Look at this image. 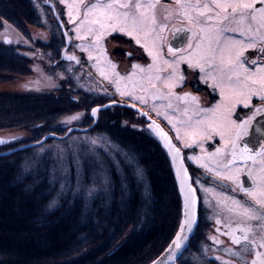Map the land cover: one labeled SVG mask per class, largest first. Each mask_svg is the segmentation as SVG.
Here are the masks:
<instances>
[{"label": "trees", "instance_id": "1", "mask_svg": "<svg viewBox=\"0 0 264 264\" xmlns=\"http://www.w3.org/2000/svg\"><path fill=\"white\" fill-rule=\"evenodd\" d=\"M37 1L43 2L0 0V28L6 22L27 37V25L45 27ZM49 1L68 30L61 0ZM54 18L53 37L36 48L62 61L66 39ZM31 61L21 44L0 42V78L25 72ZM59 92L0 93V130L24 127L31 131L26 143L50 133L64 136V116L112 101ZM136 115L132 108L112 106L100 111L88 131L0 156V264H149L166 249L179 226L181 196L167 153L149 128L132 125ZM74 135H94L102 144L84 140L71 147L67 141ZM13 140L0 151L19 145ZM199 227L178 264H191L190 251L199 254Z\"/></svg>", "mask_w": 264, "mask_h": 264}, {"label": "snow or ice", "instance_id": "2", "mask_svg": "<svg viewBox=\"0 0 264 264\" xmlns=\"http://www.w3.org/2000/svg\"><path fill=\"white\" fill-rule=\"evenodd\" d=\"M64 0H61L63 3ZM160 0H97L96 3L91 5H84L86 8L85 19L81 21V26L88 24V33L94 36L95 45L100 51H104L101 47L103 38L109 32H123L129 37H132L135 44L142 45L144 50L148 53V56L152 58V63L143 67L139 64H133V71L129 74V79L136 75L137 70L142 73H147L145 79L152 88L156 87V82L161 81L159 72L163 70L161 65L167 66L173 69V72L169 74V79L164 80L163 83L171 89L175 86L172 82L174 73L177 71V66L187 61L190 67H195L200 70L204 75L201 79H210L215 87L220 88L221 96L225 97L224 107L227 111H231L232 107L237 104H243L247 106L251 97L259 95L261 99H264V65H261L253 71L251 68L245 66L244 60L241 57L247 49H255L258 45H264V0H209L208 3H202L201 0H196L195 3H191L190 0H175V5L179 8V13L176 18L186 19L189 25L199 30L200 38L193 48L192 44H188L190 51L184 52L182 47L168 46V52L175 53L182 52L183 54L177 56L174 60L164 59L163 47L166 40L165 30L168 28L166 23H160L157 19L156 8ZM83 4V0H74V3L69 5L68 15L70 20L73 16V8L76 9V15L80 14L79 5ZM257 4L260 6L257 7ZM195 12L197 15H192ZM214 13V15L210 14ZM169 12L165 16V20L171 16ZM91 17V19H88ZM204 21H216V23H203ZM252 22H255L253 24ZM95 25L96 27H92ZM182 29L175 28L174 32L179 33ZM227 33H239L240 38H236ZM78 38L80 37L79 27L76 29ZM193 36L198 35L196 31L192 32ZM260 53H264V46L259 48ZM131 55V53H127ZM69 60L75 59L74 56H69ZM253 65H256L257 61L254 59L251 61ZM115 64H112V68L115 69ZM155 70V75H153ZM101 75L104 76V71H101ZM118 78L117 90L121 95H125V91L121 90L119 81L124 80L125 77L120 76L119 73L115 74ZM183 79V77H179ZM141 90L145 89L141 86ZM132 95L131 92L127 93ZM190 94L185 93V97ZM156 98L153 93V99ZM135 99L146 103L144 96H135ZM193 100L196 97H192ZM220 105H217L219 108ZM95 114L96 109L92 110ZM257 112L260 109L256 110ZM255 115V114H254ZM77 116L70 117L69 119H77ZM169 123H173L171 118L166 117ZM253 117H249L247 120H242L239 123L236 121H228L224 126L229 133L228 138H225V132H220L221 140H224L225 147L217 148L215 153L210 156H224L225 152L230 150L231 159L227 160V163L223 167L227 170L226 173H217L224 178L238 182L239 180V168H232L230 165H234L237 159L253 160L255 163V157L248 155L252 151L248 147V143H245L243 148H240L238 141L242 136L249 134L248 126L251 123ZM197 125L193 126L187 122H184V132L181 133V128L176 127V137L178 140L184 142V146L187 147V140L191 139L195 141L197 138H210V133L207 128ZM149 128L154 130L157 135L164 141L165 146L172 154L173 162L180 160V149L175 147L171 143L170 137L158 125H149ZM214 131H218V128H214ZM0 143H4L0 140ZM261 157V171L258 177L255 178L257 183L251 189H243L248 196L255 202V205H260L261 209H257L255 206L243 207L241 213L242 216L248 220H264V140H260V151L257 153ZM198 159V158H193ZM137 174L143 175L141 169L137 167ZM176 175L180 179V188L184 193V208L185 219L181 227V234H178L173 244L176 249L181 247L182 241L186 239L183 235L185 226L188 231H192L193 225L197 222L196 204L197 197L195 196L196 189L188 184L189 176L187 170L184 168L182 161L177 164ZM252 172H249V176ZM234 203H237L234 201ZM233 209H229L232 211ZM217 223H220L217 219ZM261 232L264 233V224L258 225ZM245 235L243 239L248 241L247 233L250 228L241 229ZM219 231V229H217ZM226 235H232L233 242L240 244L241 238L233 235L231 232L225 233ZM215 239V237H212ZM253 246L256 245V240L249 241ZM260 247L264 248V235L260 238ZM239 255V253H234ZM251 264H264V252L255 251V257L252 259Z\"/></svg>", "mask_w": 264, "mask_h": 264}, {"label": "rangeland", "instance_id": "3", "mask_svg": "<svg viewBox=\"0 0 264 264\" xmlns=\"http://www.w3.org/2000/svg\"><path fill=\"white\" fill-rule=\"evenodd\" d=\"M96 2L97 0H83V4L79 5L80 14L76 15V9L73 8V16L71 20L68 15V6L73 4L74 0H64L62 3L66 14V23L68 27L67 31L71 37V44L66 46L67 41L65 40L66 45L61 48L60 53L62 55V51L66 49L67 54L75 56V59L73 60L64 59L59 61L53 52H41L36 48L38 42L49 43L53 37L52 29H56L54 24V15L50 14L48 9L44 7L46 6L44 4V0L43 2L37 1V5L46 25L42 28L27 25V37L22 36L10 24L3 22V26L0 28V42L16 45L21 44L23 52L27 54L32 61L25 72L17 73L12 76L4 75V78H0V93L60 94L59 90H63V93L65 92L68 97H74L75 99H82L87 93L86 95L89 94L88 97H91V99H94V96H102L108 97V99L110 98L112 101L116 102L134 103V105L138 106L140 109H144V111H146L153 119L156 121L159 120L158 122L161 125L163 124L166 128H170L174 140L178 142L179 146L185 151L186 157L188 156L191 162L196 163L198 159L193 158H197L199 156H197L194 152L187 155V152L188 150L191 151L190 148L197 147V141L201 140V138H197L195 141L191 139L187 140L188 146L185 147L184 142L177 139L173 123H175L176 127L181 128L182 135L184 132V122L193 126L197 125V122H200L199 126L207 128L210 134L214 131V128L219 129L217 132L223 131L226 134L227 131L224 126L228 121H236V118H233L232 115L238 104L232 107L229 112L224 107L225 97H222L221 100H217V102L210 105L207 104V97L198 94V92L194 89L190 90L188 85H184L186 80L185 77L190 76L194 69L189 65L185 67L187 69H183V65L185 63L188 64L187 61H183L177 66V71L174 73L172 78V82L175 86L171 89H169L163 81L169 79V74L173 72V69L164 65L160 66L163 68V70L158 73L161 77V81L156 82L155 88H152L147 83V80L145 79L147 75L146 72L142 73L137 70L136 75L129 79V74L133 71V64H139L146 68L147 65L152 63V58L148 56V53L144 50V48H142V50L130 49L128 46L126 47L122 43H118L119 41L116 39H111L110 36L114 34L112 32H109L101 42V47L104 49L103 52L96 47L95 40L90 42V39H92V37L94 38V36L88 33L89 25L85 24L81 26V21L85 19L86 8L84 5H91ZM104 2L106 3L107 0H104ZM160 2L161 3H159L156 8L158 22L166 23L169 26L172 21H183L182 17L176 18L180 11L176 5L173 9L172 5H168V3L163 1ZM208 2L209 0H203L202 3ZM169 12H171L172 15L165 20V16L168 15ZM191 14L194 16L197 15L195 12H192ZM210 14L214 15V13ZM88 19H91V17ZM202 22L215 23L214 20L204 21L203 18ZM78 27L80 29V37L82 38L77 37L76 29ZM92 27L95 28L96 26L93 25ZM167 29L165 30V36H167ZM56 35H59L58 32ZM6 37H9L11 42L6 41ZM198 40L194 43L193 48H195ZM165 45L166 43L163 47L164 59L171 61L177 56L183 54L182 52H177L175 55L173 53H169L168 47ZM124 49L126 51H124ZM127 53H131V55H127ZM112 64H115V69L112 68ZM101 71H104V76L101 75ZM253 71L255 70L253 69ZM116 73L125 77L124 80L119 81L120 88L125 91V95H121L120 91L117 90L116 81L118 78L115 75ZM155 74V70H153V75ZM179 77H183V79H179ZM141 86L145 89L144 91L141 90ZM128 92H131L132 95H128ZM153 93L156 95L155 99H153ZM185 93H189L190 95L185 97ZM137 95L144 96L147 102L143 103L136 100L135 96ZM192 97H196V99L193 100ZM217 105H220V107L217 108ZM95 107H93L92 110ZM92 110H80L73 114H68L63 117L62 125L65 126L64 128H68V130L73 126H77L80 122H82V124H87L91 121L92 125L94 123ZM136 113L138 115L133 116L132 125L136 127L145 126L146 128H149V123L144 122V120L142 121L139 117L142 115L137 111ZM87 115L91 117L90 120L86 119ZM73 116H77L78 118L74 120L69 119ZM166 117L171 118L173 123H169V120ZM0 137L14 138L12 143H19V145H23L27 141L31 140V131L25 129L24 127L3 129L0 130ZM84 140H86L85 142H89L93 145H96L95 143L102 144V139L94 135H74L68 138L67 144L74 147ZM62 146L63 145L61 144H54L50 147L59 150ZM5 148L7 147H3V149ZM40 150H42V148ZM206 153L207 152L205 151V155H208V153ZM212 153L213 152L210 154ZM219 157L220 156H217L215 159V167L218 165L219 168L226 170L223 167V165L227 163L226 159L221 160ZM230 167L236 168L235 165H230ZM255 171L260 172L261 167ZM236 211L239 212L238 207L236 208ZM199 229L200 228H198V232ZM225 243L227 246L232 245H228L227 241ZM187 259L191 264H215L214 262L209 263L207 258L201 254H197V252L195 253V251H190ZM231 262L239 264L236 261ZM243 262H245L244 259H242V264H244Z\"/></svg>", "mask_w": 264, "mask_h": 264}, {"label": "flooded vegetation", "instance_id": "4", "mask_svg": "<svg viewBox=\"0 0 264 264\" xmlns=\"http://www.w3.org/2000/svg\"><path fill=\"white\" fill-rule=\"evenodd\" d=\"M160 1L168 3V5H172V8H175V0ZM190 2L195 3L196 0H190ZM201 2H203V0H201ZM259 6L260 5L257 4V7ZM252 23L255 24V22ZM175 28H180L182 31L175 33ZM193 31H196L198 35L193 36ZM112 33L114 34L110 36L111 39H116L119 41L118 43H122L130 49L142 50V45L135 44L134 39L125 33L119 31ZM166 34L165 46L168 47L171 45L173 47H182L184 52L190 50L188 48L189 43L194 46V43L200 38L199 30L193 28L192 25H189L186 19H183L182 22L172 21L168 26ZM227 34L240 38L239 33ZM90 40V42H93L94 38L92 37ZM172 43L176 45H173ZM261 46L264 45H258L257 48H250L244 52L241 59L244 60L246 67L255 70L257 67L264 65V53L259 52ZM124 51L126 50L124 49ZM254 59L257 61L256 65L251 63ZM187 66L188 64L185 63L183 69H187L185 68ZM193 68L194 69L191 72L192 74L185 77L186 80L190 81L185 80L184 85H188L190 90L194 89L198 94L207 97V104L211 105L217 102V100H221L222 96L219 87H215L210 79H201L204 74L201 73L198 68ZM257 109H260V111L257 112ZM232 117L236 118L238 123L242 120H247L249 117H253L248 126L249 134L247 136H242L240 141H238V144L240 148H243L244 144L248 143V147L252 149L248 155L255 157V163L251 159H237L234 165L236 168L240 169V172L239 180L238 182H235L224 178L222 175H217V173H226L227 170L219 168L218 165L215 167L214 163H216L215 159L217 156H210V153H215L217 148L225 147L224 140H221L220 138V131L211 132L210 138H201V140L197 141V147H189L191 151L188 150L187 155L194 152L199 156L197 157L198 160L196 163H193L190 160L187 161L191 169H196H190L192 183L195 186L199 197L198 224H200V229L197 234L196 243L199 254L215 264H235L231 261H236L239 264H242V259L245 260V262H243L244 264H251L252 259L255 257V251L264 252V248L259 246L260 238L264 233L261 232V229L258 226L264 224V220H248L241 215L243 211L241 206H255L257 209H261V206L255 205V202L243 189L253 188L255 183L258 182L255 178L260 174V172L255 170L261 167V157L258 156L257 153L260 151V140H264V99H261L259 95L252 96L247 106L240 104L237 105L236 109L233 111ZM165 129L171 132L170 128L165 127ZM171 136L173 137V135ZM228 136L229 133L227 132L225 138L227 139ZM175 143L179 146L178 142L175 141ZM179 148L181 147L179 146ZM181 150L185 152L182 148ZM205 151L208 155H205ZM219 158L221 160L226 159V161L230 160V150L225 152L224 156H220ZM187 159H189L188 156L186 157V160ZM250 171L252 172L251 176H249ZM234 201L238 202V204L234 203ZM237 207L239 208V212L236 211ZM229 209L233 210L229 211ZM217 219H219L220 223H217ZM246 227L250 228V231L247 233L248 241L243 239L245 233L241 230ZM217 229H219V231H217ZM228 232L240 237V244L233 242L232 235L225 234ZM212 237H215V239H212ZM253 239L257 242L255 246L249 243V241ZM226 241L228 245H232L227 246L225 243ZM234 253H239V255Z\"/></svg>", "mask_w": 264, "mask_h": 264}, {"label": "water", "instance_id": "5", "mask_svg": "<svg viewBox=\"0 0 264 264\" xmlns=\"http://www.w3.org/2000/svg\"><path fill=\"white\" fill-rule=\"evenodd\" d=\"M45 4L52 9V11H53V13H54V15L56 17V20L58 21V23H59V25H60L63 33H64V36L66 38V41H67V45L66 46H69L71 44V37H70V35H69V33H68L67 29H66V26H65L63 20L58 15L55 5L49 0H45ZM6 41L11 42V39L9 37H6ZM172 44L176 45L174 43H172ZM69 56H72V55L67 54L66 53V49H64L62 51L61 58L62 59H68ZM116 105L125 106V107H129V108L134 109L135 111H137L139 114H141L143 117L146 118V120L149 122V125H151V124H153V122H155V125H158L160 129H162L165 133H167V135L171 139V143L173 145H175V147L179 148V146L175 143V141H174L173 137L171 136V134L158 121L153 119L146 111H143L138 106L133 105L131 103L112 101V102H108V103H106L104 105L96 106L94 108V109H96L95 114L92 112V116L94 117V123L92 125H90L89 127H83L82 128V127H79V126H73V127H71L68 130V132L64 136H60V135H57V134H54V133H50V134H47L46 136H44L41 140H39L37 142L26 143V144H23V145H18L16 147H14L12 149H9V150H6V151H0V156L8 155V154L14 153V152L22 150V149L38 146V145L44 143L45 141H47L49 138H58V139L66 138L73 131H81V132L88 131V130L92 129L97 124L100 111L108 109V108H110L112 106H116ZM149 130H151L152 133L157 137V139L160 142L161 146L163 147V149L165 150V152L168 155V158L170 160V163H171V166H172V169H173L174 176L176 178V183H177L178 191L180 193L181 202H182L181 218H180L178 229H177L174 237L172 238L171 242L166 247V249L156 259H154L149 264H178V259L182 256L184 251L189 246V242H190L191 238L193 237V235L195 234L197 226H198L199 197H198V194H197V191H196L195 192V196L197 197V204H196L197 222H196V224L193 225L192 231H188L186 226H185V231L183 232V235L186 237V239H184L182 241L181 247L179 249H176L174 244H173V241L176 239L178 234H181V227H182L184 219H185V216H184V213H185L184 193L181 191V188H180V179L176 175L177 164H179L181 161H182V163L184 165V168L187 170V173H188V176H189L188 184H190L193 188H195V187L192 184L191 175H190L189 170L187 169V166L185 164V160H184V157H183V151L181 150V148H179L180 149V157H181V159L177 160L176 162H173L172 154L169 152L168 148L165 146L164 141L159 137V135L156 134V132L154 130H152L150 128H149ZM0 140L4 141V143H0V146H3V145L8 144L9 142H11L13 140V138L0 137Z\"/></svg>", "mask_w": 264, "mask_h": 264}, {"label": "bare ground", "instance_id": "6", "mask_svg": "<svg viewBox=\"0 0 264 264\" xmlns=\"http://www.w3.org/2000/svg\"><path fill=\"white\" fill-rule=\"evenodd\" d=\"M225 128V127H224ZM183 157H184V160H185V164H186V166H187V169L189 170V173H190V175H191V172H190V169L188 168V163H187V161L189 160V159H187L186 160V156H185V152H183ZM191 170H196V169H191ZM191 181H192V177H191ZM193 182V181H192ZM193 184V183H192ZM195 187V186H194ZM190 243V242H189ZM186 251V250H185ZM184 251V252H185ZM184 254V253H183Z\"/></svg>", "mask_w": 264, "mask_h": 264}]
</instances>
